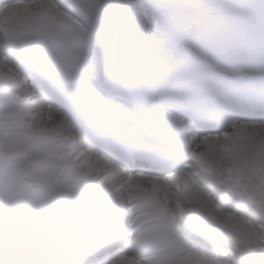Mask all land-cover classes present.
Wrapping results in <instances>:
<instances>
[{"label": "snow or ice", "instance_id": "1", "mask_svg": "<svg viewBox=\"0 0 264 264\" xmlns=\"http://www.w3.org/2000/svg\"><path fill=\"white\" fill-rule=\"evenodd\" d=\"M57 7L75 30L88 71L70 92L58 91L21 48L15 63L0 54V91L48 88V103L66 111L86 146L126 175H147L144 161L198 168L197 146L221 136L225 124L264 127V0H66ZM250 53H258L257 74L227 75L243 71ZM241 207L250 201L241 199ZM230 218L238 217L227 213L216 222ZM251 222L264 232V210ZM189 227L199 244L223 243ZM231 247V258L225 251L210 264H264V245L247 259L235 240Z\"/></svg>", "mask_w": 264, "mask_h": 264}, {"label": "bare ground", "instance_id": "2", "mask_svg": "<svg viewBox=\"0 0 264 264\" xmlns=\"http://www.w3.org/2000/svg\"><path fill=\"white\" fill-rule=\"evenodd\" d=\"M1 19V16H0ZM0 54L6 55L5 47L2 41V37L0 35ZM7 56V55H6ZM37 94L38 96L35 97L32 103L29 105L28 110L26 111L28 120L34 123L38 122L39 117L45 118L47 115L52 117V120L48 123L50 126L59 129L60 131H64L70 134L72 137L78 140L79 144V157L81 158L82 162L86 165L88 169L96 164H101L108 169L110 172L113 169L110 166L107 158L103 155H99L97 152L93 151L91 148H88L83 140L79 137L78 133L74 130L73 124L69 121V119L63 114V112L56 107L48 105V100L44 97V94L39 92L38 89L30 88V85L24 89V96L26 95ZM36 105L37 111H33V106ZM243 132L245 133L246 139L241 140V144L244 150L255 149L259 150L262 146V142H264V127H261L257 124H249L244 129ZM220 137V136H219ZM217 136H209L203 144H207L206 147L209 149L210 156L216 160H220L222 157V147L217 146ZM259 137L257 139H254ZM226 144V141H224ZM92 159V160H89ZM123 169V168H121ZM89 171V170H88ZM103 171V170H102ZM90 172V171H89ZM100 170L95 171L94 168L92 169L93 176L96 173H100ZM91 173V174H92ZM102 175L104 177H108V173L103 171ZM139 177L143 180L140 182ZM169 178V177H166ZM160 170H151L147 171V175H139L137 177H131L127 175L125 179L128 183L129 191H134L138 184H145L150 185L153 188L159 189L162 195L171 203L173 204L178 211L182 210L183 202L180 197V191L183 184H176L173 183L170 179H166ZM154 179H157L156 184H154ZM252 194L254 195V199H250L251 207L254 209L256 214H259V211L264 210V186L263 184L254 190H251ZM237 222H241L239 228L243 231L242 238L250 241L244 244L247 245L250 249L251 257H257L261 255V245L253 238L252 239V232L250 227L245 220H241V217H238Z\"/></svg>", "mask_w": 264, "mask_h": 264}]
</instances>
